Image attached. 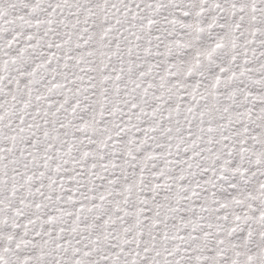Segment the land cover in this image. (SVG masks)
Listing matches in <instances>:
<instances>
[{
  "label": "snow or ice",
  "instance_id": "6c2138e0",
  "mask_svg": "<svg viewBox=\"0 0 264 264\" xmlns=\"http://www.w3.org/2000/svg\"><path fill=\"white\" fill-rule=\"evenodd\" d=\"M0 264H264V0H0Z\"/></svg>",
  "mask_w": 264,
  "mask_h": 264
}]
</instances>
